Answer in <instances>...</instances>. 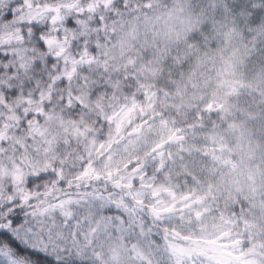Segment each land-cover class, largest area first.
<instances>
[{
    "label": "clouds",
    "instance_id": "obj_1",
    "mask_svg": "<svg viewBox=\"0 0 264 264\" xmlns=\"http://www.w3.org/2000/svg\"><path fill=\"white\" fill-rule=\"evenodd\" d=\"M264 264V0H0V264Z\"/></svg>",
    "mask_w": 264,
    "mask_h": 264
},
{
    "label": "snow or ice",
    "instance_id": "obj_2",
    "mask_svg": "<svg viewBox=\"0 0 264 264\" xmlns=\"http://www.w3.org/2000/svg\"><path fill=\"white\" fill-rule=\"evenodd\" d=\"M37 264H48V262L38 258Z\"/></svg>",
    "mask_w": 264,
    "mask_h": 264
}]
</instances>
